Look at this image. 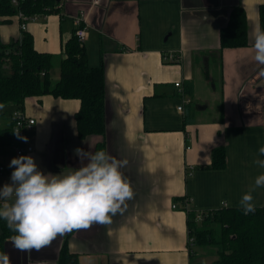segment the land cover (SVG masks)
<instances>
[{"label": "crops", "instance_id": "1", "mask_svg": "<svg viewBox=\"0 0 264 264\" xmlns=\"http://www.w3.org/2000/svg\"><path fill=\"white\" fill-rule=\"evenodd\" d=\"M91 1L62 0L58 11L28 21L26 30L37 50L60 63L77 27L74 18L82 14L89 63H104L105 135L79 137L78 99L29 97L22 109L36 119L26 133L34 147L29 155L38 170L57 175L81 166L75 149L94 152L105 141L106 152L128 160L122 171L135 195L109 224L73 230L40 251H18L9 240L5 253L11 264H59L66 242L79 264H193L188 210L219 209L222 200L239 207L264 173L253 163L264 146V76L251 59L264 0H101L93 6ZM236 6L246 11L248 44L221 48V28ZM21 34L17 16L0 26L4 41ZM172 52L180 53L179 61L165 58ZM185 95L204 108L184 104ZM181 104L183 111L177 109ZM220 145L226 165L213 168L212 150ZM10 161L0 159L6 166L1 174L11 183ZM252 195L256 207L264 206V187Z\"/></svg>", "mask_w": 264, "mask_h": 264}, {"label": "trees", "instance_id": "2", "mask_svg": "<svg viewBox=\"0 0 264 264\" xmlns=\"http://www.w3.org/2000/svg\"><path fill=\"white\" fill-rule=\"evenodd\" d=\"M61 1L18 0L14 4L12 0H0V26L10 23L14 16L18 17L20 11L26 15L58 11L54 6ZM259 18L260 29L264 30V3L259 5ZM220 41L221 48L248 44V21L243 7L236 6L231 10L226 25L221 28ZM64 52L66 56L59 63L60 77L56 83H52L54 55L37 50L30 32L22 30L21 37L9 41H4L0 35V103L11 104L15 109L22 110L29 97L50 94L62 99H78L80 107L76 112V121L79 137L104 136V63H89L85 46L80 43L75 33L64 44ZM16 139L12 120L6 126L0 127V149L13 146ZM105 145V141L98 142L95 151H106ZM225 165L226 151L224 145H220L212 150L211 167L222 168ZM183 200L186 205L187 197ZM197 214L201 215L200 219ZM188 217L193 243L200 247L213 246L217 249L218 257L212 264H264V206L256 207L254 213L247 215L240 207H221L199 213L188 210ZM13 235L16 233L10 231L6 222L0 219V253H5V244ZM58 262L79 264L77 255L69 252L66 242Z\"/></svg>", "mask_w": 264, "mask_h": 264}, {"label": "clouds", "instance_id": "3", "mask_svg": "<svg viewBox=\"0 0 264 264\" xmlns=\"http://www.w3.org/2000/svg\"><path fill=\"white\" fill-rule=\"evenodd\" d=\"M251 59L259 67L258 76H264V30L259 27L253 33ZM5 107L0 103V110ZM14 134L27 142V137L20 136L19 128ZM75 154L81 158V166L57 175L38 170L30 155L11 159L9 167L14 169L11 183L0 188V219L16 233L10 241L18 251H40L58 236L88 229L93 224H109L113 217L127 210V202L135 195L122 171L128 166V160L105 150L85 152L77 148ZM261 157H264V146L258 149L253 161L264 168ZM260 187H264V173L255 178L253 186L238 202L245 215L255 212L252 192ZM221 206L230 205L222 200ZM0 264H11L8 254L0 253Z\"/></svg>", "mask_w": 264, "mask_h": 264}, {"label": "built area", "instance_id": "4", "mask_svg": "<svg viewBox=\"0 0 264 264\" xmlns=\"http://www.w3.org/2000/svg\"><path fill=\"white\" fill-rule=\"evenodd\" d=\"M12 1L14 4L18 3V0H12ZM100 2H101V0H92L91 5L92 6L97 5ZM54 7L56 9H58L59 7H61V3L55 4ZM39 15L40 14L26 15L25 13L20 11L18 13V17L21 21V29L26 30L27 22L30 20H34V19L38 18ZM74 20H75V23L77 26L75 29V34H76L78 40L80 41V43L83 44V42L87 38V29L85 26H83L82 14L75 16ZM165 58L169 61H172V62L173 61L174 62L179 61L180 60V53L172 52V53L165 55ZM175 85L177 87H180L181 83L179 81H177L175 83ZM183 93H184V91H183ZM190 102H191V99L185 95L184 96V104L190 103ZM184 104L179 105L177 107V109L179 111H183ZM11 120H12L13 131L16 130L17 128H19L20 136H23V137H26L27 131L30 130L34 126V124L36 123L35 118L25 114V112L21 109H15L13 111V113L11 114ZM16 138H17V136H16ZM13 146H14V151H13L14 157H18L20 155H29L34 150V147L31 144H29L28 142H24L23 140L18 139V138L16 139ZM5 169H6V166L0 165V171L1 172L4 171ZM188 202L186 204H188ZM173 206L175 207L176 205H173ZM197 218L200 219L201 215L197 214ZM189 242L192 244L194 242V237L191 236L189 238Z\"/></svg>", "mask_w": 264, "mask_h": 264}, {"label": "rangeland", "instance_id": "5", "mask_svg": "<svg viewBox=\"0 0 264 264\" xmlns=\"http://www.w3.org/2000/svg\"><path fill=\"white\" fill-rule=\"evenodd\" d=\"M55 65L53 67V69L51 70V77H52V83H56V81L59 78L60 75V66H59V61L55 60ZM204 65L206 66V60L204 57V61H203ZM211 63H214L211 61ZM215 65V64H213ZM210 69L212 70L211 72L213 73V66L210 65ZM208 85V84H206ZM213 87V84H212ZM210 90V89H209ZM210 92L212 93V89L210 90ZM210 100H213L212 95H210ZM191 99L192 101V105L196 104L197 100L196 99H192L191 96H187ZM198 104L194 105L195 108ZM213 106L214 107H219V101L218 100H213ZM212 106V109H214V107ZM197 109V108H196ZM15 110V108L13 107V105H6V107L3 109V111L0 113V127L6 126L9 121H10V116L13 113V111ZM212 110H209L208 112H206L207 114H212L211 112ZM13 151H14V146H9L6 147L4 150L0 149V159L2 160L3 157H7V159H12L13 157ZM3 177L2 179L4 180L5 184H9L10 181H8V174H1ZM4 186V185H3ZM215 227L218 229L219 226L215 225ZM193 245V249H194V255H193V264H212V262L218 257L217 254V249L213 246H208V247H200L198 246L196 243H192Z\"/></svg>", "mask_w": 264, "mask_h": 264}, {"label": "water", "instance_id": "6", "mask_svg": "<svg viewBox=\"0 0 264 264\" xmlns=\"http://www.w3.org/2000/svg\"><path fill=\"white\" fill-rule=\"evenodd\" d=\"M206 64H207V58H206ZM196 108H197V109H202V108H204V105H200V104H198V105L196 106Z\"/></svg>", "mask_w": 264, "mask_h": 264}, {"label": "bare ground", "instance_id": "7", "mask_svg": "<svg viewBox=\"0 0 264 264\" xmlns=\"http://www.w3.org/2000/svg\"><path fill=\"white\" fill-rule=\"evenodd\" d=\"M41 15V14H40Z\"/></svg>", "mask_w": 264, "mask_h": 264}]
</instances>
